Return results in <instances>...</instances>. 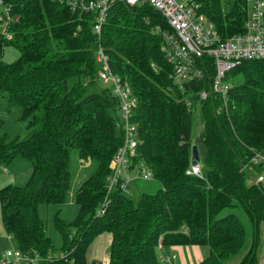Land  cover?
<instances>
[{"label": "trees", "instance_id": "obj_1", "mask_svg": "<svg viewBox=\"0 0 264 264\" xmlns=\"http://www.w3.org/2000/svg\"><path fill=\"white\" fill-rule=\"evenodd\" d=\"M196 1L221 39L244 31L246 0ZM4 8L19 18L10 22V36L0 27V90L9 110L22 108L29 134L10 136L0 117V163L21 158L33 168L24 184L0 188L2 222L16 246L37 255L36 264H102L89 263L88 251L97 235L108 232V264H162V248L188 244L209 246L200 264H229L237 257L236 264H260L264 191L250 182L261 166L249 163L256 151L264 152V60H244L230 70L225 101L214 94L202 100L203 128L195 136L193 110L182 98L186 92L174 85L172 65L161 50L160 29L170 25L149 2L117 0L99 39L112 71L130 83L138 100L132 167L145 162L160 186L136 201L116 188L98 214L122 134L112 89L88 88L99 79L96 14L60 0H1L0 14ZM8 45L19 51L11 62L3 60ZM208 70L192 91L209 88L211 59ZM193 144L203 151L202 177L187 173ZM80 159L95 162V169L73 196V216L58 211L54 217L63 239L57 247L39 206L69 201L72 166Z\"/></svg>", "mask_w": 264, "mask_h": 264}, {"label": "built area", "instance_id": "obj_2", "mask_svg": "<svg viewBox=\"0 0 264 264\" xmlns=\"http://www.w3.org/2000/svg\"><path fill=\"white\" fill-rule=\"evenodd\" d=\"M66 1L73 8L92 11L96 14L94 31L98 34L96 47L97 61L100 65L98 77L104 83L111 84L113 94L118 98L119 109L116 114V128L122 134V144L114 153L111 162V172L108 175L107 195L98 208V214L105 210L108 204V194L119 188L129 191V186L137 179H154V172L145 162L132 167L133 157L139 144V124L134 112L138 105L130 83L120 75L115 74L108 60V55L100 43V32L111 7L117 0H60ZM130 5L149 2L167 20L171 30H161L163 38L161 50L172 65L171 77L174 85L181 91L187 108L193 110L201 105L202 100L209 95L220 96L226 100L231 88L229 72L244 60H264V0H246L247 17L245 28L241 33L221 39L215 25L201 11L196 0H122ZM1 2V0H0ZM0 14L1 31L6 35L13 16L7 9ZM210 59L215 66L211 75L209 88H199L192 91L190 87L196 80H201L209 73ZM193 87V86H192ZM251 166H261L251 176V180L261 186L264 191V152L256 151L251 159ZM245 166V165H244ZM243 166V167H244ZM132 167V169H131ZM133 170V171H132ZM187 173L203 176L202 164L190 162ZM70 200L74 202L72 197ZM176 254L172 253L171 257ZM37 255L23 253L17 246L6 248L0 256V264H36ZM164 260V257L163 259ZM109 258L102 261L108 264Z\"/></svg>", "mask_w": 264, "mask_h": 264}, {"label": "rangeland", "instance_id": "obj_3", "mask_svg": "<svg viewBox=\"0 0 264 264\" xmlns=\"http://www.w3.org/2000/svg\"><path fill=\"white\" fill-rule=\"evenodd\" d=\"M19 56V51L18 49H16L14 46L12 45H8L5 47L4 49V54H3V60L5 62H11L13 60H15L17 57ZM75 80V78H71L70 79V83H72ZM89 88V92H102V90L104 88H111V84H107L104 83L101 79H98L97 83ZM6 97V93H4L3 91L0 90V117L4 118V129L9 131V132H14L16 131L18 128H21V130H23L24 128H26L27 124H26V120L21 118V112L17 115V111L18 110H22V108L20 106H13L11 107V109L9 110L6 103H5V98ZM193 130L192 133L193 135L197 136V134L202 130L203 128V115L202 112L199 110L198 107H195L193 109ZM16 123L20 124L19 127H16ZM23 123V125L21 124ZM29 134V131H28ZM24 135V134H23ZM198 152L200 155V161L202 162V158H203V151L200 147H198ZM76 150H73L71 153V161L73 162V160L75 158H77L76 155ZM26 163H22V168L18 173V177L20 179H25L24 181H27L28 175L30 176L32 173V164L28 161V160H24ZM87 160H83L82 163L85 164ZM89 167H83L80 166V162H76V167L72 166V168H76L75 170V176L77 175V178H74L73 181V187H72V197L75 195L76 190L79 188L80 184L94 171L95 169V162L90 161ZM29 166V167H28ZM80 166V168H78ZM14 167H11V169L9 170L10 174L14 173ZM27 173V175H25ZM24 182V183H25ZM250 182L255 183V181H252L250 179ZM22 183V184H24ZM256 184V183H255ZM160 186V183L155 180V179H150V180H146V179H137L135 182H133L130 186H129V191L127 192V196L132 198L134 201H136L140 195L141 192L146 191V192H154L156 191ZM74 199V198H73ZM49 205H40L39 206V211L41 216L44 218L45 221V225H46V229H47V233L48 235L52 238L54 244L56 245V242H60L59 241V237L61 235V233L59 232V230L56 228L54 229V217L56 215V213L59 211V215L61 217L64 218H68L70 219L73 214L74 211L77 209V205L74 204L70 199L68 202L63 203V204H50L49 207H47ZM69 207H74V209L72 210V208ZM70 209V210H67ZM240 217L244 220V215L242 213H239ZM56 227V226H55ZM56 231L59 232L56 233ZM58 236V237H57ZM62 236V235H61ZM9 239L12 240L10 234H9ZM13 241V240H12ZM62 245V244H61ZM16 243L13 241L12 244H8L5 243L3 244L1 250H4L6 248H10V247H15ZM108 248H109V244H107ZM107 248V253L109 252V249ZM3 251V252H4ZM259 254H260V264H264V224L262 225V229H261V245L259 248ZM172 255V254H171ZM170 256H163L164 260H162V262H170L171 257ZM1 256V254H0ZM162 257V258H163ZM108 258V257H107ZM239 260V257L235 258L234 260L230 261L229 264H236ZM103 261V260H102Z\"/></svg>", "mask_w": 264, "mask_h": 264}, {"label": "crops", "instance_id": "obj_4", "mask_svg": "<svg viewBox=\"0 0 264 264\" xmlns=\"http://www.w3.org/2000/svg\"><path fill=\"white\" fill-rule=\"evenodd\" d=\"M20 112L21 110H18L16 114L18 115ZM21 124L23 125V123ZM19 125L20 124L16 123L17 128L19 127ZM5 131L12 137L25 138L26 136H28V130L26 128H24L23 130H21V128H18L14 132H9L7 130ZM83 160L84 159H80L78 161L80 162V166L86 168L89 167V165H91L90 160H87V162L85 161L86 162L85 164L82 163ZM22 163H26V162L22 161L21 158H16L10 165H4L0 163V188L8 184H22L25 182L24 181L25 179L17 178L18 173L22 168ZM80 166L78 168H80ZM11 167H14L13 169L15 170L14 173L12 174H10L9 172ZM25 175H27V173ZM74 178H77V175ZM69 208H72V210L74 209V207H69ZM67 210L70 209L67 208ZM54 229H56L55 225H54ZM56 233L59 234L58 231H56ZM58 239L60 242L59 243L56 242V246L60 247L61 244L63 243L62 236L60 235ZM12 242L13 241L9 239L8 232L4 228L2 222L1 210H0V254H2L4 251L1 250L3 244L5 243L12 244ZM110 243H111L110 233L102 232L99 235H97L92 241V244L90 245L88 251L89 263H91L92 261H102L106 259L109 254V252L107 253V248H108L107 244H109L110 246ZM209 252H210V248L208 245L188 244V245H172L170 247L162 248L160 255L161 257H163V256H170L172 253L176 254L174 258H171L170 262L165 261L162 262V264H200V262L209 254Z\"/></svg>", "mask_w": 264, "mask_h": 264}, {"label": "water", "instance_id": "obj_5", "mask_svg": "<svg viewBox=\"0 0 264 264\" xmlns=\"http://www.w3.org/2000/svg\"><path fill=\"white\" fill-rule=\"evenodd\" d=\"M199 160L200 155L198 152V146L196 144H193L191 148V162L192 164H196Z\"/></svg>", "mask_w": 264, "mask_h": 264}]
</instances>
